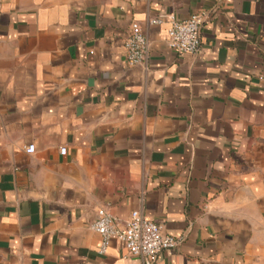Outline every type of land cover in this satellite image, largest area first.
Listing matches in <instances>:
<instances>
[{
	"label": "crops",
	"instance_id": "crops-1",
	"mask_svg": "<svg viewBox=\"0 0 264 264\" xmlns=\"http://www.w3.org/2000/svg\"><path fill=\"white\" fill-rule=\"evenodd\" d=\"M196 13L193 55L149 23ZM99 209L180 240L154 264H264V0H0V264H143Z\"/></svg>",
	"mask_w": 264,
	"mask_h": 264
},
{
	"label": "built area",
	"instance_id": "built-area-1",
	"mask_svg": "<svg viewBox=\"0 0 264 264\" xmlns=\"http://www.w3.org/2000/svg\"><path fill=\"white\" fill-rule=\"evenodd\" d=\"M149 23L153 26H166V46L171 51L193 55L198 52L200 46V32L206 23V15L192 14L184 21H177L172 17H158L150 20ZM123 48L129 67L143 64L149 42L137 23L130 24ZM25 151L31 154L33 146H28ZM65 151V148L59 149L61 155H64ZM90 230L100 237L99 253H105L110 242L116 241L122 245L127 256L139 258L143 264H154L161 252L174 249L180 241L165 234L159 225L136 211L131 212L121 223L108 211L99 209L90 225Z\"/></svg>",
	"mask_w": 264,
	"mask_h": 264
}]
</instances>
